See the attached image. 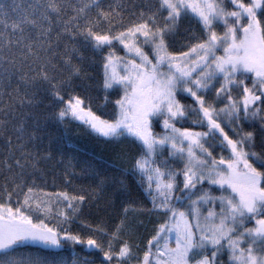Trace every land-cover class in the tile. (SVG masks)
Returning a JSON list of instances; mask_svg holds the SVG:
<instances>
[{"label": "snow or ice", "instance_id": "6c2138e0", "mask_svg": "<svg viewBox=\"0 0 264 264\" xmlns=\"http://www.w3.org/2000/svg\"><path fill=\"white\" fill-rule=\"evenodd\" d=\"M73 123L116 149L81 167L128 197L107 223L68 188L49 127ZM77 245L84 264H264V0H0V264H77Z\"/></svg>", "mask_w": 264, "mask_h": 264}, {"label": "trees", "instance_id": "16d2710c", "mask_svg": "<svg viewBox=\"0 0 264 264\" xmlns=\"http://www.w3.org/2000/svg\"><path fill=\"white\" fill-rule=\"evenodd\" d=\"M50 133L56 139V147L63 152L66 159H71L74 168L70 171H74L76 175L68 176L67 179L71 181L68 188L71 187H83L87 190L95 189L97 193V198L93 201L96 207L85 210V218L90 223H96L97 221L103 220L105 223L108 222L109 216H114L115 213L112 209H108L105 212L106 205L111 201L119 207V203L128 197L121 195L119 191V186L115 183H107L104 186L103 191L96 189L97 180L89 175H85L81 172V167L83 162L91 160L93 157L99 159H114L116 149L112 145L105 144L101 138L89 135L87 130L82 126H77L75 123L67 126H50ZM70 145H75L76 147H70ZM135 152V149L132 150ZM61 157L54 153V159L49 161L42 166L45 169V175L43 181L38 180L37 183L40 184L46 191H60L65 189V169L62 164L59 163ZM120 167H129V161H116ZM115 172H109L108 175H115ZM126 183L129 186V192L131 193V199L136 201L137 204H145L150 207V203H147L142 195V192L137 189L134 181L131 178L126 179ZM144 227L140 229L138 242L143 245V241L150 235L153 230L155 217H143ZM49 223H55L54 220L48 221ZM80 224L77 222L73 225L74 230L80 229ZM86 231V230H85ZM38 246L29 245L22 251H33L37 250ZM75 253L77 257V264H84L85 260H95L96 257L91 255L90 252L82 248L81 246H75ZM64 258L67 264H72L73 251L69 248L64 253Z\"/></svg>", "mask_w": 264, "mask_h": 264}]
</instances>
